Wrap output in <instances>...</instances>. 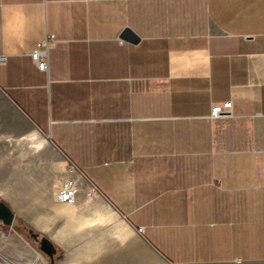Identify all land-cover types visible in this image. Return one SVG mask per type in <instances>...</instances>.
<instances>
[{"label":"crops","instance_id":"0c3cea01","mask_svg":"<svg viewBox=\"0 0 264 264\" xmlns=\"http://www.w3.org/2000/svg\"><path fill=\"white\" fill-rule=\"evenodd\" d=\"M0 57V200L53 264H264V0H0Z\"/></svg>","mask_w":264,"mask_h":264},{"label":"rangeland","instance_id":"374dc122","mask_svg":"<svg viewBox=\"0 0 264 264\" xmlns=\"http://www.w3.org/2000/svg\"><path fill=\"white\" fill-rule=\"evenodd\" d=\"M38 246L39 242L22 224L13 222L12 226H6L0 222V253L3 255H0V264H34L38 255L43 254Z\"/></svg>","mask_w":264,"mask_h":264},{"label":"built area","instance_id":"2783aa9c","mask_svg":"<svg viewBox=\"0 0 264 264\" xmlns=\"http://www.w3.org/2000/svg\"><path fill=\"white\" fill-rule=\"evenodd\" d=\"M54 36H48L43 42H39L36 46V49H33L31 52V59L33 60V63L37 65V68L41 71H44L47 69V49L52 45L54 40ZM3 60L4 57H0V60ZM232 102L226 101L222 104H217L212 106L211 109V117L216 118L219 116H227L231 112ZM75 189H74V182L69 179H65L63 183L61 184L59 192H57V196L60 200L66 201V202H74V196H75ZM143 228H137L138 232H143Z\"/></svg>","mask_w":264,"mask_h":264},{"label":"water","instance_id":"95a60500","mask_svg":"<svg viewBox=\"0 0 264 264\" xmlns=\"http://www.w3.org/2000/svg\"><path fill=\"white\" fill-rule=\"evenodd\" d=\"M121 34L123 39H128L130 41H136L138 38L136 34L128 28H126ZM12 221H14V213L3 201L0 200V222L6 226H12ZM36 240L39 242V250L48 257L50 264H53L52 259L56 252L54 246H52V244L45 238H41L39 240L36 238ZM0 255L3 257L1 253Z\"/></svg>","mask_w":264,"mask_h":264},{"label":"trees","instance_id":"16d2710c","mask_svg":"<svg viewBox=\"0 0 264 264\" xmlns=\"http://www.w3.org/2000/svg\"><path fill=\"white\" fill-rule=\"evenodd\" d=\"M14 223L15 222H17L18 224H22V222H20V219L19 218H14V221H13ZM23 225V229H25V230H27L28 231V234L30 235V236H32L35 240H36V238L35 237H37V234H35L36 232H34L31 228H29L27 225H25V224H22ZM19 226V225H18Z\"/></svg>","mask_w":264,"mask_h":264}]
</instances>
